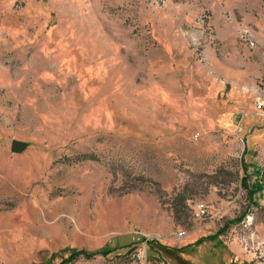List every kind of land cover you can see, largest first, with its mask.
I'll list each match as a JSON object with an SVG mask.
<instances>
[{
	"label": "rangeland",
	"instance_id": "obj_1",
	"mask_svg": "<svg viewBox=\"0 0 264 264\" xmlns=\"http://www.w3.org/2000/svg\"><path fill=\"white\" fill-rule=\"evenodd\" d=\"M146 239L264 264V0H0V264Z\"/></svg>",
	"mask_w": 264,
	"mask_h": 264
},
{
	"label": "trees",
	"instance_id": "obj_2",
	"mask_svg": "<svg viewBox=\"0 0 264 264\" xmlns=\"http://www.w3.org/2000/svg\"><path fill=\"white\" fill-rule=\"evenodd\" d=\"M244 167L245 168L247 167L246 163H245ZM252 173L255 175V179H254V182L251 185L248 183V177H249L248 173H246L242 177V183L247 188V190H248V192L250 194H252V193H254L256 191H259L262 188V183H261V180H262V169L259 166L258 167L256 166L252 170ZM251 202H253V201H251ZM239 219H240V217L235 218V220H239ZM224 226H226V225H223V227L221 229H223ZM219 232L220 231H216L213 234L201 235L197 239H195L193 241V243H198V242H201L204 239L217 237ZM153 241H154L153 239H151V240L146 239V241H145L146 242V248H148V247L153 248V246H154L153 245ZM157 244H159L158 247H160L162 245L161 243H157ZM134 246H136V245H133V242L129 243L127 245L128 251L130 249H132ZM154 247L156 248V246H154ZM114 248L115 247L110 245V241L108 243H105L103 246H101L99 248H96V249H92V250H87L85 248H74L67 256H65L60 261V264H65L66 262L73 260L74 258H76L79 255H83L86 258L92 257L93 255L98 254V253L105 255V254L109 253L111 250H113Z\"/></svg>",
	"mask_w": 264,
	"mask_h": 264
},
{
	"label": "built area",
	"instance_id": "obj_3",
	"mask_svg": "<svg viewBox=\"0 0 264 264\" xmlns=\"http://www.w3.org/2000/svg\"><path fill=\"white\" fill-rule=\"evenodd\" d=\"M205 212L204 209V203H199L197 210L195 211L197 216H202ZM177 239H173L174 241L180 240L183 238L184 235V229H177ZM146 242L143 245V248L133 247L128 252L129 261L126 264H144V261L146 260ZM164 264H167L166 261H164Z\"/></svg>",
	"mask_w": 264,
	"mask_h": 264
},
{
	"label": "water",
	"instance_id": "obj_4",
	"mask_svg": "<svg viewBox=\"0 0 264 264\" xmlns=\"http://www.w3.org/2000/svg\"><path fill=\"white\" fill-rule=\"evenodd\" d=\"M27 144L28 143L24 140L12 139L11 144H10V148L14 152H21L27 146Z\"/></svg>",
	"mask_w": 264,
	"mask_h": 264
},
{
	"label": "crops",
	"instance_id": "obj_5",
	"mask_svg": "<svg viewBox=\"0 0 264 264\" xmlns=\"http://www.w3.org/2000/svg\"><path fill=\"white\" fill-rule=\"evenodd\" d=\"M187 234V233H186ZM185 234V235H186ZM175 239V238H174ZM197 239V238H196ZM44 241H45V243L48 241L47 239H43ZM195 240V239H194ZM194 240H191V237L189 238V239H187L186 241H184L183 243H181V244H179V245H181V246H184V245H189V244H192L193 243V241ZM44 241H42V242H44ZM50 242V241H49ZM47 245L46 246H50V244L49 243H46ZM178 245V246H179ZM176 247V246H175ZM152 249H156L154 246H153V248ZM157 249H158V247H157ZM146 250H147V248H146ZM158 251V254L162 257V254H161V251L158 249L157 250ZM129 252V251H128ZM34 260H36V259H34ZM40 260H42V259H40ZM40 260H38V261H40ZM30 261H32V260H29L27 263H29ZM37 261V260H36ZM164 261H165V259H160L159 260V262H161V264L162 263H164ZM15 262H19L18 260H16ZM27 263H24L23 262V264H27Z\"/></svg>",
	"mask_w": 264,
	"mask_h": 264
},
{
	"label": "bare ground",
	"instance_id": "obj_6",
	"mask_svg": "<svg viewBox=\"0 0 264 264\" xmlns=\"http://www.w3.org/2000/svg\"><path fill=\"white\" fill-rule=\"evenodd\" d=\"M184 235H185V233H184ZM177 236V235H176ZM177 239V238H176ZM162 264H164V263H162Z\"/></svg>",
	"mask_w": 264,
	"mask_h": 264
}]
</instances>
